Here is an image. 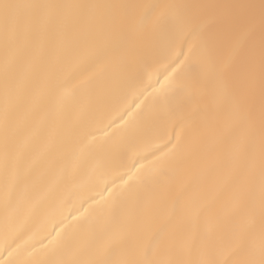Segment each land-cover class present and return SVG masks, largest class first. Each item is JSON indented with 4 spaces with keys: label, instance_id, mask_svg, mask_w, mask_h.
<instances>
[{
    "label": "bare ground",
    "instance_id": "obj_1",
    "mask_svg": "<svg viewBox=\"0 0 264 264\" xmlns=\"http://www.w3.org/2000/svg\"><path fill=\"white\" fill-rule=\"evenodd\" d=\"M9 2L72 5L66 11L78 26L62 28L54 47L45 38L23 57L5 47L0 26V261L89 264L101 258L102 249L112 264L208 259L206 252H187L179 243L174 251L157 243L145 257L140 238L172 216L164 235L181 241L192 234L210 243L219 264L247 258L236 251L241 228L258 258L264 239L258 34L249 123L238 120L249 93L250 70L242 58L207 60L195 68L186 61L175 86L161 85L189 48L177 36L186 31V14L193 10L171 6L259 0ZM126 5H153L162 22L154 27L137 15L135 23L121 26L123 15L136 11L116 7ZM199 11L207 36L219 21L213 11ZM6 109L21 176L10 201L2 166ZM177 135L180 145L157 161ZM249 142L251 184L242 198L233 184L234 160ZM109 188L120 193L115 201ZM177 197L182 212L175 207Z\"/></svg>",
    "mask_w": 264,
    "mask_h": 264
},
{
    "label": "snow or ice",
    "instance_id": "obj_2",
    "mask_svg": "<svg viewBox=\"0 0 264 264\" xmlns=\"http://www.w3.org/2000/svg\"><path fill=\"white\" fill-rule=\"evenodd\" d=\"M72 7L74 6L42 3L19 4L9 2V0H0V26H2L5 47L12 46L16 48L21 57L28 54L34 44L45 38L54 47L62 28L71 27L75 29L78 26V22L66 11V9ZM116 7L136 10L135 12H126L123 15L118 21L121 26L135 23V17L137 15L139 16L140 23H145L151 19L154 27H158L162 22V17L155 13V6L153 5H126ZM171 7H182L193 10L186 14V31L177 36V39H182L184 44L189 45V48L185 59L180 61V64L173 69L172 74L166 78L165 84L161 85V90H165V85L169 88L176 85L175 74L186 61H191V66L195 68L198 63L202 64L207 60L218 61L224 58L236 60L242 58L250 70L249 93L242 100V108L238 120L242 124L249 123L253 118L252 105L256 87L254 62L258 34L260 48V119L262 129H264V0H259L258 4L244 3ZM201 9L213 11L219 21L218 25L208 32L207 36H205L204 32V22L200 19L201 12L199 10ZM21 10L26 11L22 13ZM89 22L94 23L95 19L91 18ZM41 58L43 59V57ZM137 108H139V105H137ZM9 119L10 114L6 109L4 113L5 135L2 158V166L5 174L6 201H10L15 196L16 189L21 183V176L19 174L20 155L8 134ZM175 140L176 143L172 145V148H169L167 152H162L161 156L157 157V161L162 162L180 145L181 136L177 135ZM171 143L172 141L169 140L168 144ZM168 144H165L164 147L168 148ZM251 147V142L246 146H242L234 160L235 174L233 176V184L240 191L242 198L246 196L251 184ZM133 179L139 180L140 178L134 176L128 177L129 181ZM124 183L127 184L128 181H124ZM106 191L113 201L120 196V193L115 188H109ZM175 207L181 212L184 210L181 197H177ZM261 210L264 212V134H262L261 138ZM174 219L175 216L170 217L168 224L173 223ZM168 224L161 226L156 232L146 233L140 238L139 245L143 249L145 257L157 243L167 246L169 251H174L179 243L187 252L194 250L206 252L209 258L199 261V264H219V262L211 258L212 245L210 243L206 244L192 234H189L186 239L181 241H177L174 235L166 237L164 233L167 231ZM192 228H195V219L192 222ZM126 239L125 237L117 243H124ZM236 251L247 257L244 260L237 261L236 264H264V239H262L257 258L256 252L250 241L247 240L243 228L238 231V247ZM108 254V250L102 249L100 251L101 258L90 261L89 264H112L106 258ZM0 264H4V262L0 261ZM120 264H159V262L145 258L142 260L127 259L121 261ZM169 264H192V262L177 261L169 262Z\"/></svg>",
    "mask_w": 264,
    "mask_h": 264
}]
</instances>
